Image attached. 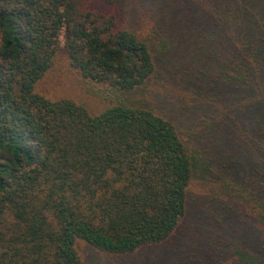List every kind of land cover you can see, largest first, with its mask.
<instances>
[{
	"label": "trees",
	"instance_id": "obj_1",
	"mask_svg": "<svg viewBox=\"0 0 264 264\" xmlns=\"http://www.w3.org/2000/svg\"><path fill=\"white\" fill-rule=\"evenodd\" d=\"M102 1L0 0V264H264V0Z\"/></svg>",
	"mask_w": 264,
	"mask_h": 264
},
{
	"label": "rangeland",
	"instance_id": "obj_2",
	"mask_svg": "<svg viewBox=\"0 0 264 264\" xmlns=\"http://www.w3.org/2000/svg\"><path fill=\"white\" fill-rule=\"evenodd\" d=\"M94 1L98 5H103L102 0ZM40 89L51 99L69 98L84 104L95 113L101 112L106 103L98 95L90 92L87 85L79 80L66 63L61 64V61L41 80ZM80 250L83 253L84 243H80Z\"/></svg>",
	"mask_w": 264,
	"mask_h": 264
}]
</instances>
